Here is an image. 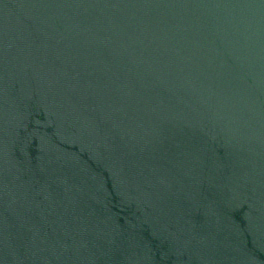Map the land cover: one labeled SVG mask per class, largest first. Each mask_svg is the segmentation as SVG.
I'll list each match as a JSON object with an SVG mask.
<instances>
[{
    "label": "water",
    "instance_id": "95a60500",
    "mask_svg": "<svg viewBox=\"0 0 264 264\" xmlns=\"http://www.w3.org/2000/svg\"><path fill=\"white\" fill-rule=\"evenodd\" d=\"M0 264H264V0H0Z\"/></svg>",
    "mask_w": 264,
    "mask_h": 264
}]
</instances>
